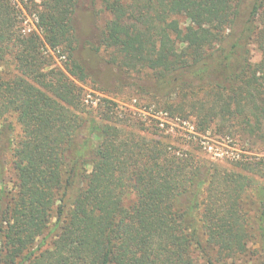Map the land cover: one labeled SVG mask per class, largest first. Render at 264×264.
Here are the masks:
<instances>
[{
  "label": "trees",
  "instance_id": "16d2710c",
  "mask_svg": "<svg viewBox=\"0 0 264 264\" xmlns=\"http://www.w3.org/2000/svg\"><path fill=\"white\" fill-rule=\"evenodd\" d=\"M79 2L28 0L23 7L36 19L26 34L23 8L0 0V264H202L201 255L206 264L231 256L264 264V166L223 170L127 132L110 116L112 101L87 104L81 85L89 76L76 58ZM102 2L110 64L153 72L165 97L203 93L194 104L203 131L220 120L264 135V0ZM48 51L65 57L63 68ZM249 202L261 250L251 249ZM54 219L53 242L36 246Z\"/></svg>",
  "mask_w": 264,
  "mask_h": 264
},
{
  "label": "rangeland",
  "instance_id": "374dc122",
  "mask_svg": "<svg viewBox=\"0 0 264 264\" xmlns=\"http://www.w3.org/2000/svg\"><path fill=\"white\" fill-rule=\"evenodd\" d=\"M23 8L25 22L23 33L29 34L34 29L36 13L25 11L23 5L28 0H11ZM30 8H32V5ZM31 12V11H30ZM111 15L105 10L102 0H80L74 23L78 40L77 60L86 68L88 81L81 86L85 90L86 103L93 107H105L104 99L117 104L110 114L114 121L125 126L127 132L135 136L147 138L149 141L168 142L178 150L191 152L203 157L221 169L239 170L242 165L261 164L264 166V135H248L239 130L236 123L227 124L217 120L206 131L205 125L200 124L197 109H194L196 98L201 97L196 89L187 92L173 91L165 97L155 88V74L145 70L140 73L123 71L109 63L110 52L101 47L100 38ZM260 29L263 28L264 10L261 13ZM251 60H260V52L256 43L249 47ZM54 57L55 66L63 68L65 57L48 51ZM213 88L205 91L208 98H214ZM100 117V116H99ZM9 122L15 126V135L20 134L16 116H10ZM5 166V182L8 192H12L15 184V173L12 169L11 158L3 156ZM6 203L11 194H6ZM134 201L129 195L127 204ZM247 209L251 213L250 225L254 231L251 249H262L261 232L258 229V208L252 202ZM55 219L36 246L45 242L47 248L54 240L52 234ZM35 246V248H36ZM212 255V252L210 253ZM202 264L206 258L201 255ZM223 264H257L250 257H228Z\"/></svg>",
  "mask_w": 264,
  "mask_h": 264
}]
</instances>
